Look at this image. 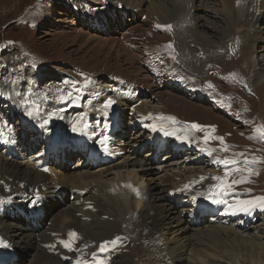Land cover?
<instances>
[{
	"label": "rangeland",
	"instance_id": "obj_1",
	"mask_svg": "<svg viewBox=\"0 0 264 264\" xmlns=\"http://www.w3.org/2000/svg\"><path fill=\"white\" fill-rule=\"evenodd\" d=\"M133 1L141 4L144 3V0ZM149 1L150 0H146L143 7L145 10H148V13H151L153 7L149 5ZM204 1L206 0L195 1V5L199 8L198 14L204 17L203 20L195 19L197 12H194V9L191 8V13L194 12L191 21L198 27L199 31L197 32L200 34L199 37L193 38L191 32H189L191 36L187 32H180V37L178 36L179 39L175 40L173 37L174 34H167L168 38L165 39L166 29H170L172 32L174 31L172 27L173 23L164 19L167 23L163 24V28L165 26L171 27H165L162 29V33H159L160 31L156 32L154 27L150 25L151 22L145 24L147 18L144 22L142 21V25L136 29L137 33L139 31V34H136L134 30V35L137 36V40L132 48V59L134 60H132L131 63L133 64L132 67H136V70L133 68L132 71H128L133 76L138 75L139 77H143L151 75V73L148 74L140 70L144 68L140 54L143 53V50H146V53L151 52L155 56H160L161 53L157 47L160 40V44L167 52L165 53L167 58L165 59L163 56L165 68L170 64L175 71L177 70L175 73L186 76L187 78L185 77L184 79L189 81L191 88L197 90L196 95H198L199 98H189V96L179 90L174 91L175 88L168 89L167 87H163L158 90V92L164 93L162 94L163 96L157 93V97H155V99L149 98L147 103L153 106L156 105V111L154 110L155 114L156 112L162 113L163 111L161 109L159 110L157 106L163 107V103L165 102L172 103L173 99L170 95L176 93L179 97H186L185 99L187 101L190 100L194 105L201 104L206 109H210L213 113V118L210 119L211 123H202V121H206V119H201V121L196 122L187 120V122L179 120L178 114L175 115L169 112L163 113L170 114L171 117L173 116L175 118V123L179 121L180 123H176L178 125L177 129H180L182 132L185 130L189 135V139L198 137L203 138L206 132L210 131V129L207 128L199 131L194 130L191 128L190 124L197 123L202 126H215L214 132L217 135L213 131L212 135L223 137L224 143L221 144V141L218 139H210L209 142L212 144V152H216L221 158L236 159L241 162L243 167V173L240 177L237 175L227 177L228 182L232 180H244L242 183L233 184L230 194L235 196L234 194L236 193L238 194L237 197L243 200H254L257 197H264V192H262V190H264V139H261L256 132L257 126L264 125V86L260 84L261 80H264V77H262V71H264V45L260 44L261 46L259 47L255 44L254 47H246L247 41L245 36L237 26H235L236 28L233 27L234 29L224 28V30L222 28V26L225 27L222 23L224 19L220 16V14H225L222 1L207 0L208 3L203 5ZM255 2L259 7V11H256V13L254 12L252 18L249 20L251 23L249 21L247 22V19H244V27L242 26V28H248L246 38H250V45H253L256 39L258 40L260 37L264 38V0H255ZM74 4H81L80 6L87 7L86 0H0V91H3L10 101L19 106L21 110H14L13 112V109L9 106H0V109L8 111L17 117L20 115V112H28L37 107V103L41 100H45L46 97L56 98L65 104L73 100L78 102L94 100L100 93H102V96H108L109 91L104 92L105 86L109 85V79L107 78H118L113 77L117 76L114 74V71H118L114 65L117 63L114 56L106 53L108 51L106 48L99 51V53L92 51L90 48L81 45L77 37L69 38L67 34H62L61 30L52 28L54 24L49 22V16L59 12L56 8L66 13L68 8L66 6ZM260 13H263L262 16ZM145 15L146 14L143 13L142 16L144 17ZM258 18L262 21L260 25L258 23ZM55 21L57 22L56 19ZM149 21L152 20L150 19ZM142 27L145 30L142 29ZM186 29L187 28H185V31ZM188 30L190 31L191 28H188L187 31ZM237 30H239V32ZM147 33L149 34L147 35ZM182 33L187 34V38L184 40L186 48L189 49L187 53L189 52L190 58L192 56L194 58L191 64L195 65L194 62L197 61V65L191 69L192 71L197 69L198 71L196 72H192L190 69L186 68L188 66L184 63V69H181L180 62L182 61L180 57H183V55L178 54L179 50H177V44H179L178 40L180 41ZM145 36L152 39V42H154L153 50L150 49L152 44L145 40ZM139 37L144 38V44L139 42ZM209 38L210 40L208 41ZM128 41L129 37L126 39V43ZM164 45H171V47H169L171 52H169ZM144 46L147 47L144 49ZM198 49L201 50L199 51ZM195 50L199 52H195ZM208 50L216 52L213 53V51H210L209 53L213 54L209 55L205 53ZM155 56L149 55V58L154 60L156 59ZM129 57L127 53H123L121 57V64L125 70H127L126 64L129 61ZM133 61L135 62L133 63ZM33 65L35 66L33 67ZM105 66L107 71L102 73L103 75L100 74L102 76H99L97 73ZM137 68L141 71L140 74ZM64 70L68 71V75L63 76L64 74H61ZM58 76L62 77L61 80L64 81L60 83L55 82L54 79ZM171 76L173 77V75ZM151 78L152 76L149 77V81L145 83L147 89L153 90L159 88L155 86ZM86 79L89 81L87 84H85ZM92 82L97 86L91 87L95 88L96 91L94 93L89 89V85ZM99 82L103 83L99 86ZM137 84L139 83L137 82ZM209 85H211V87H209ZM99 89L102 90L99 91ZM114 91L115 90H112L109 96L113 94ZM68 93H71V97L61 99V96H68ZM87 96L90 97L88 98ZM221 101H223V103H221ZM174 103H176L175 106L178 108L183 106L182 103ZM228 105H230V107ZM192 107L195 109V106ZM83 108L93 109V105L85 103ZM43 113L48 115L47 112ZM133 114L136 113L133 112ZM25 117H27V115ZM67 119L71 120L72 117L69 116ZM15 122L19 124L18 120ZM75 122L76 120L71 121L73 126ZM146 134L148 135L149 132ZM225 145L227 146V151H222L221 149ZM241 153H243V156L239 155ZM146 156L147 154L145 153L141 158L119 161L115 165L110 166V173L112 174L104 178V182L113 186L119 185L122 191L124 187L122 179L124 174L128 172L136 174L141 171V167L135 166L133 160L144 159L146 161ZM245 158L249 161L247 165L243 162ZM181 160L182 159H180L179 162L174 161L161 166L163 167L161 170L157 165L152 167V165L146 164V166H149L148 169H150L148 171L153 174V176H151L155 178L156 181L161 180L156 178L162 177L163 179L173 173V180L171 179L170 184L164 186L162 184V193L170 199L175 198V194L171 196V192L175 187L178 186L179 188H192L193 190H197L202 181L207 182L208 178L211 180L217 177L215 172L219 170L215 166L212 169L206 167L205 162L193 166H179ZM215 162L219 163L217 158ZM146 163L148 162L146 161ZM167 165L168 167H166ZM246 168H250L251 173L244 171ZM173 169H175L174 172L172 171ZM151 176L149 177L152 178ZM49 177H51V175ZM2 178L3 177L0 176V184L5 179V177ZM199 179L201 180L200 182H195ZM48 180L51 181L50 179ZM186 185L187 187H185ZM133 190L138 196H141V193L142 196L145 194V189L140 186L136 187V189L133 188ZM132 199L131 197L130 200ZM253 208H256V210ZM248 212H255L258 222L256 225L252 223L251 226L253 227L241 229L240 231H243V234L247 236L262 233V237L259 240L263 241L264 207H260L257 204L256 206L250 207ZM156 215L157 212H154L152 216ZM126 218L124 233L127 239L137 241L139 239L137 233L142 227H144L143 230L146 231L145 234L147 236L151 235L150 231L145 228V225L139 219L138 214L134 213L133 216L129 215ZM133 222L135 223L134 227L136 233L132 232L131 225ZM49 228H47V231L51 230ZM97 235H101V232H98ZM143 240L144 238L136 243L138 249L137 247L133 248V250L137 249L135 253L138 257L135 256L134 258H136L138 262L141 261L143 264H149L150 262L152 264H157V259L152 258L150 254H141V249L146 239ZM125 245L129 247L128 244ZM31 251V247H23L19 262L21 261L22 264H29L28 256ZM109 251L111 250L109 249ZM134 258L133 264H135ZM169 264L172 263L169 262Z\"/></svg>",
	"mask_w": 264,
	"mask_h": 264
},
{
	"label": "bare ground",
	"instance_id": "obj_2",
	"mask_svg": "<svg viewBox=\"0 0 264 264\" xmlns=\"http://www.w3.org/2000/svg\"><path fill=\"white\" fill-rule=\"evenodd\" d=\"M101 1L103 3L110 1H116V3L121 2L123 7H131L134 10L140 11L142 14L145 13L147 20H152V27L154 26V22L160 23L163 26V24L167 23V21L164 19L169 20L171 23H173L175 30L173 33H171L168 29H166L165 39L168 38L167 34H174L173 37L175 40L179 39L180 32H187L188 34L191 32L193 38L200 36V34L197 32L199 31L198 27L195 26L191 21L192 16H194V12H197L195 19H204L203 16L198 14L199 8L197 5H195L196 0H150L149 5L153 7L151 13H148V10H145L143 7L146 0H144V3L142 4L133 0ZM221 1L225 11V14H220V16L224 19L222 23L225 25V27L222 26V28L230 29L237 26L239 30H241V33L245 36L247 41L246 47H254L255 44H257L259 47L261 46L260 44L264 45L263 37H260L258 40L256 39L253 45H250V38H246L248 28H242L244 25V19H247L248 22L252 18L254 12L256 13V11H259V7L257 6L255 0ZM207 3L208 1L206 0L203 2V5H206ZM191 8L194 9L193 13H191ZM56 9L59 12L49 16V22L54 24L52 28L61 30V33L67 34L68 36H66L69 38L77 37L81 45L90 48L96 53H99V51H102L104 48H106L108 50L106 53L114 56V58L117 60V63L114 64L118 69V71H114V74L117 76L113 77L125 79L135 84L138 82L147 88L145 83L149 81V77L152 75L139 77L137 75L138 72L136 74L137 76H133L128 71H132L133 68L136 70V67H132L133 64L131 62L134 60L132 59V48L137 38H134L130 41L131 47L125 46L126 42L124 40H126L128 36H126V38L123 40L117 38L115 35L109 38L102 37L101 35L93 32L91 29L92 23H90V27H88V29H85L84 27L78 25V22L73 15L70 13L67 14L64 11H61V9ZM260 22L262 21H258L259 25ZM145 24H149V21H146ZM139 26L140 25L137 24L135 29H137ZM164 28L162 27V29ZM185 28H191V30L187 31L186 29L185 31ZM142 29L144 28L142 27ZM239 30L237 31L239 32ZM136 34H139V31ZM148 34L149 33H147V35ZM186 35V33H182L180 41L178 40L179 44H177V50H179L178 54L183 55V57H180L182 61L180 62L181 69H184V63L188 66L186 68L191 70L197 65V61L194 62L195 65L191 64V62L194 61V58L193 56L190 58L189 52L187 53L189 49L186 48V43L184 41L187 38ZM139 38L140 41H138L143 44L145 40L149 41L152 44H150V49L153 50L154 42H152V39L147 38V36H145V40L144 38ZM209 40L210 38L208 41ZM146 47L147 46H144V49ZM157 47L161 55H163L162 50H164V48L160 44V40L157 44ZM166 49L171 52L168 46H166ZM198 50H195V52H199L201 49L199 51ZM144 51L146 53V50ZM210 51L213 50H208L205 53L211 55L216 52L213 51V53H209ZM123 53H127L130 56L128 58L129 61L126 64L127 70H125L121 64V57ZM149 61L160 65L157 58L154 60L149 58ZM134 62L135 61H133V63ZM167 68V72H171L173 74L175 81L179 80L182 82L186 80L184 79L185 76L173 73L175 70L172 65L169 64ZM137 70L139 71L138 68ZM140 70L150 74V71L145 68ZM106 71L107 70L105 66L97 74L102 76V73ZM141 71H139V74ZM196 71L198 70L194 69L192 72ZM262 77H264V71H262ZM115 84H117V82H115ZM260 84L264 86V80H261ZM93 86L97 87L95 83ZM117 86L122 88L120 84ZM155 86H158L159 88L151 90V95H155L154 97H157L156 94L158 93L159 95L163 96L162 94L164 93L158 92L162 85L155 84ZM170 96H172L173 102H165L163 103V107L157 106L159 107V110L161 109L163 112L174 113L175 115L178 114L179 120L196 122L201 121V119H206V121H202V123H211L210 119L213 118V113L210 111V109H206L201 104L194 105L190 100L187 101L185 99L186 97H179L176 93ZM118 97H120V95H117L116 90L113 94H110V98L113 103L109 106V108H114L121 104ZM96 99L97 97L94 99L93 107H96ZM174 102L182 103L183 106L178 108L175 106L176 103ZM103 103L104 101H101L102 105ZM103 106L105 107V105ZM155 106L143 101L134 106L132 113L134 112L136 114L146 116L149 113H155ZM192 106H195V109ZM84 110L90 111L91 108ZM25 116L26 114L24 117ZM80 116L81 117H78V114H76L72 120H76L74 124L76 127L83 128L85 121L83 120L81 114ZM176 123L180 122L178 121ZM102 124H104V121L99 122V125ZM153 125H156V130L154 131L156 134L160 131L161 126H163L166 130L172 129L171 126L165 123L151 124V126ZM173 139L175 143H178V145H181L184 142L178 140L175 136ZM84 160H88V157H84ZM133 164L135 166H140L141 171L137 172L136 174L130 172L125 173L122 178L124 187L121 191L119 185L113 186L104 182V178L112 174L110 173V167L98 172L89 171V169H79L77 171L68 170L63 173L56 172L51 169L50 173H52V176L49 177L48 174L36 170L31 164L11 161L0 155V176L3 178L5 177L3 182L0 184V193L2 194L15 195L19 193H31V190L41 191V183H44L48 179L53 181L55 185L78 187L89 190V195L83 201H74L63 207L59 206L58 203H52L49 206L48 209L50 212L55 210L52 216L48 218V221L51 224L49 228L51 230L49 231L43 230L40 233H32L24 229L22 226L0 219V232L2 233L3 237H5L13 245L15 251L19 255H21L23 247L32 248V251L28 256L29 264H77V256L79 254L87 253L92 255L93 253H96L93 248H96L98 243H102L107 239H115L116 237H119L121 240H123V242L119 240L117 246L115 247L117 248L116 252L115 250L111 249L110 246L109 249L111 251H106V254L102 256V259L105 260L106 264H133V258L136 256L135 251L138 249L136 243L142 238L146 240L141 249V254H150L152 258L157 259V264H169V262L172 264H264V240H259L262 237V233L247 236L246 234H243V231H240L241 229H239L237 225L226 224L223 222L214 224L206 223L201 226H194L189 222L188 219L183 217V210L176 208V200L175 202H172L169 197L162 193V187L164 185L170 184L173 173L163 179L162 177L156 178L161 179L156 181L155 178L152 177L153 174L148 171L150 169H148L149 166H146V164H149L146 163L144 159H135L133 160ZM153 166L154 165H152V167ZM166 167H168V165ZM172 171L174 172L175 169ZM131 186H140L145 189V194L142 196V198H138L136 194L132 192ZM178 189L182 188L177 186L172 192ZM131 197L133 198L132 200H130ZM238 200L243 199L237 196H232L229 200V205L235 204ZM179 203L180 205L186 206V201L184 199ZM206 209L208 210L209 208ZM253 209L256 210V208ZM154 212H157L156 216H152ZM234 212L242 213L245 211ZM134 213L138 214V217L145 225V228H147L151 233L150 236H147L145 234L146 231L143 230L144 227H142V229L137 233L139 235V239L137 241L127 239L124 233V228H126V217L129 215L133 216ZM247 213L253 214L254 212L247 211ZM223 217V215L219 214L218 218ZM134 224L135 223L133 222L131 225L132 232L136 233ZM70 232L77 233L78 239L75 240L72 248H65L62 241L69 239L68 234ZM98 232H101V235H97ZM91 244L92 246L90 247ZM125 244H128L129 247H127ZM136 247L137 249L133 250V248ZM63 257H70L71 261L66 263L63 261ZM16 259L18 264H22L21 261L19 262V257H16ZM134 263L143 264L141 261L138 262L136 258H134ZM149 264L152 263L150 262Z\"/></svg>",
	"mask_w": 264,
	"mask_h": 264
},
{
	"label": "snow or ice",
	"instance_id": "obj_3",
	"mask_svg": "<svg viewBox=\"0 0 264 264\" xmlns=\"http://www.w3.org/2000/svg\"><path fill=\"white\" fill-rule=\"evenodd\" d=\"M159 27V26H158ZM170 28L171 26H165ZM168 47H171V45H168ZM35 65H33L34 67ZM89 83V81L86 79L85 80V84ZM209 87H211V85H209ZM71 97V93H68V96H61V99H67ZM76 101L73 100V103H75ZM113 103L112 100H108L105 104V107H109L111 104ZM221 103H223V101H221ZM230 107V105H228ZM29 115H31L32 113L29 112ZM162 119V118H161ZM167 119L173 121V123H175V118L174 117H168ZM47 122V121H45ZM84 127H87V125H84ZM153 130H156V125H153ZM191 128L194 130H203L205 128L210 129V131H207L205 136L203 137V141L205 144L208 143V141L210 139H218L221 141V144L224 143L223 141V137H216L212 135V131H214L215 126H202L200 124L197 123H192L191 124ZM82 128H78L74 125L73 127V131H81ZM161 131H166V134L168 135H173L175 136L178 140L181 141H189V136L187 134V132H182L180 129H176V128H172L171 130H166L163 126H161L160 128ZM256 132L259 134V137L261 139H264V125H259L256 128ZM205 151H208V154L211 155L212 150L210 149H204ZM222 151H227V146L225 145L222 149ZM240 156H243V153L239 154ZM218 162L221 164H224L225 166L228 165H232V166H237L239 161L236 159H230V158H224V159H220L217 158ZM244 164H248L249 161L247 160V158L244 159ZM241 169H239V167H236V171H240ZM45 171H47V169H45ZM244 171H247L249 173H251V169L250 168H246L244 169ZM229 173L226 172L224 177H214V179H216L217 181H219V183L217 185H215L214 187L219 188L220 189V193H224L227 191H230L232 189V185L233 184H237V183H242L244 182L243 179L241 180H232L231 182H228L227 177H228ZM187 187V185L185 186ZM211 198V197H210ZM213 203H226V201L222 200V199H213ZM259 205L260 207H264V197H257L254 200H238L236 201L235 204L229 205V207L233 210V211H245L247 212L249 210L250 207L252 206H256ZM69 239L62 241L63 246L65 248H72L74 245V242L76 239H78V235L75 232H70L69 234ZM120 238L116 237L115 239H112L110 241H103L100 245H99V251L100 252H105L109 250V247L111 246L112 248H115L119 242ZM3 242L0 241V244H2ZM54 247V246H51ZM93 255H95V253H93ZM77 264H83L82 261H77ZM96 264H105V261L98 259L96 261Z\"/></svg>",
	"mask_w": 264,
	"mask_h": 264
},
{
	"label": "clouds",
	"instance_id": "obj_4",
	"mask_svg": "<svg viewBox=\"0 0 264 264\" xmlns=\"http://www.w3.org/2000/svg\"><path fill=\"white\" fill-rule=\"evenodd\" d=\"M205 166L206 167H208V168H210V169H212L214 166L217 168V169H219V170H217L215 173L217 174V175H220L221 174V172H222V168H223V166L221 165V164H219V163H216L215 165H213V164H211L210 163V161L209 160H207L206 162H205ZM234 176H236V175H234ZM200 187V186H199ZM198 187V188H199ZM233 192H234V190H233ZM262 192H264V190H262ZM235 196H238V194H234ZM177 208V207H176ZM182 214H183V212H182ZM183 217L185 218V219H187L184 215H183ZM258 221H257V219H255V221H254V223L253 224H256ZM209 224H214V223H209ZM252 225V224H251ZM249 226L248 228H243V227H241V226H239L238 228L239 229H249V228H251V227H253V226Z\"/></svg>",
	"mask_w": 264,
	"mask_h": 264
}]
</instances>
